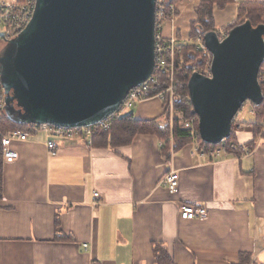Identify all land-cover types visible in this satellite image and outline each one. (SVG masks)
<instances>
[{"label": "crops", "instance_id": "0c3cea01", "mask_svg": "<svg viewBox=\"0 0 264 264\" xmlns=\"http://www.w3.org/2000/svg\"><path fill=\"white\" fill-rule=\"evenodd\" d=\"M203 1L179 0L163 37L189 44ZM239 2L214 9L219 35L247 3L264 5ZM166 109L151 99L132 113L136 121L163 122ZM242 110L233 131L249 153L220 160L193 156L191 140L176 149L173 137L166 142L156 134L127 145L98 135L91 145L59 141L55 155L43 133L14 143L19 158L3 161L0 264H157L155 248L174 264H239L242 256L264 264V128L252 110ZM170 171L179 173L173 196L160 185ZM183 206L205 208L208 218L183 220Z\"/></svg>", "mask_w": 264, "mask_h": 264}, {"label": "water", "instance_id": "95a60500", "mask_svg": "<svg viewBox=\"0 0 264 264\" xmlns=\"http://www.w3.org/2000/svg\"><path fill=\"white\" fill-rule=\"evenodd\" d=\"M157 0H37L31 23L0 53L7 116L17 124L85 128L113 115L155 68ZM3 36L0 34V38ZM211 77L188 81L204 144L229 140L245 104L264 95V24L204 34Z\"/></svg>", "mask_w": 264, "mask_h": 264}, {"label": "built area", "instance_id": "2783aa9c", "mask_svg": "<svg viewBox=\"0 0 264 264\" xmlns=\"http://www.w3.org/2000/svg\"><path fill=\"white\" fill-rule=\"evenodd\" d=\"M238 3L239 0H236ZM37 0H0V34L3 36L0 40L8 43L16 39L31 23L36 12ZM165 0H157L156 4V38H155V68L152 76L144 84L132 89L118 110L105 119L104 121L85 128H65L54 125H30L27 130H16L8 135L2 136L3 161L5 163H13L19 158V154L12 149V145L16 142H27L32 135L43 133L46 135L48 142L47 147L52 154H56L57 144L59 141H78L92 144V139L102 132H109L113 124L122 120L127 114L131 113L137 104L141 102L160 99L170 112V120L173 121L175 113V90H176V63L172 58L175 42L170 40L169 44L165 43L161 36L162 24L165 22L166 7ZM173 10V7H171ZM163 20V21H162ZM222 38V37H221ZM172 41V42H171ZM197 52H199L207 60L205 75L210 74L212 55L205 47L204 34L200 35L192 44ZM204 73V72H203ZM260 73L264 79V65ZM204 75V76H205ZM191 77V76H190ZM208 77V76H207ZM167 79L165 89L161 90L162 80ZM190 79V78H189ZM6 93L0 82V116L3 114L6 106ZM244 108V107H243ZM199 119L194 116L184 119L181 122L182 129L187 132L192 144V155L201 159L220 160L234 152L248 154L249 149L238 143L229 145L224 142L215 149H205L199 140ZM264 128V123H263ZM264 135V130H263ZM229 147V150H228ZM160 185L165 188L170 195H175L179 189V173L170 171L161 180ZM95 199L99 194L94 195ZM181 218L183 220H206L208 212L205 208H197L194 206H183L181 208ZM88 246L84 245L83 249L87 250Z\"/></svg>", "mask_w": 264, "mask_h": 264}, {"label": "trees", "instance_id": "16d2710c", "mask_svg": "<svg viewBox=\"0 0 264 264\" xmlns=\"http://www.w3.org/2000/svg\"><path fill=\"white\" fill-rule=\"evenodd\" d=\"M178 0H173L167 3L169 8L170 5L176 3ZM235 0H204L200 6H198L195 11L198 16V20L192 23V36L194 38L197 35L206 34L208 32L215 31V21H214V9L224 10L228 5L233 4ZM173 13V12H172ZM264 15V5L260 3H247L245 6L239 9L238 12V21L239 23H235L234 25L228 27L224 31L226 34L238 24L244 23L246 21H250L253 26H259L264 24L263 22ZM178 16L177 13L171 14L169 16L170 19ZM221 37V36H220ZM192 51L196 54L194 46ZM196 51V52H195ZM199 53V52H198ZM200 54V53H199ZM201 55V54H200ZM199 55V56H200ZM180 60L182 58V54L179 53L177 56ZM197 58V56L191 55V59ZM202 59V57H200ZM198 57L196 61L198 65H202V61ZM178 60V61H179ZM201 62H200V61ZM191 68L179 66V62L176 61V90H175V110L176 114L179 116L178 118L188 119L190 117H194L192 115L193 106L189 96L188 90V81L190 76L192 75ZM259 82L262 88V92L264 95V79L262 74H259ZM166 82L162 80L161 90L165 89ZM255 116L257 121H264V101L263 104L256 108ZM182 120H176L173 124L170 123V112L166 110L165 121L159 122L157 120L154 121H136L134 119L133 113L127 114L122 120L117 121L113 124L111 130L107 133L102 132L99 133L98 136L104 137V140H108L109 142L115 145H127L132 142L135 136L140 134H156L158 135L161 141H169V136H172L175 141L176 149L180 148L183 145L190 143V138L181 127ZM30 125L28 124H17L13 122L4 111L0 116V201L3 199V173H4V162H3V149H2V136L8 135L9 133L21 130L25 131L28 129ZM262 128L259 125H255V133L256 137L260 136L262 133ZM262 135V134H261ZM200 142H202L199 136ZM231 143H237L235 139V133L232 127V135L229 140L224 141V144L228 145ZM202 145L205 149H215L218 146H210L204 144ZM254 143L251 145L253 146ZM156 254V262L157 264H174L170 256L167 254L165 250L162 248H155L154 250ZM239 264H250V260L246 258V256H242Z\"/></svg>", "mask_w": 264, "mask_h": 264}, {"label": "rangeland", "instance_id": "374dc122", "mask_svg": "<svg viewBox=\"0 0 264 264\" xmlns=\"http://www.w3.org/2000/svg\"><path fill=\"white\" fill-rule=\"evenodd\" d=\"M166 1V3H169L170 1H172V0H165ZM179 1V0H178ZM177 1V2H178ZM176 2V3H177ZM176 3H174V4H172V5H170L169 6V8H168V6H166L167 8V10H166V15H167V18H166V20H165V22H163V24H162V30H161V36H162V38H163V40H165V43L166 44H169L170 43V40H172V41H174L175 42V48L176 49H174V54H173V56H172V58L174 59V61H175V63H176V61L177 62H179V66H182L183 65V67L185 66V67H190L191 68V71H192V73H194V72H198V73H200V74H202V75H205V72H207L206 71V62H207V60H206V58H204L202 55H200L198 52L195 54L194 53V51H192V49H193V47H191V46H193L192 44L195 42V40L200 36V35H197V37L196 38H194L193 36H192V33L190 34V40H189V44H187V45H183V46H181L180 45V37H173V38H171V39H169V40H167V39H165L164 37H163V32H164V29H165V27H166V24H167V22H169L170 20H172V19H174L175 17H173L172 19H170L169 18V16L171 15V14H175V13H177V15H179V13L176 11V7H175V4ZM234 3H237L236 2V0H235V2ZM255 3V2H254ZM238 4H240V5H242L240 2H238ZM263 5V4H262ZM171 7H173V10L171 9ZM173 12V13H172ZM177 17V16H176ZM163 21V20H162ZM214 21H215V19H214ZM194 23V22H193ZM237 23H239V21L237 22ZM239 25V24H238ZM192 26V25H191ZM230 27V26H229ZM227 29V28H226ZM191 32H192V30H191ZM220 36L222 37V38H224L225 36H226V32L224 31V32H222V34H220ZM171 41V42H172ZM5 46H6V43H4V41L3 40H0V53L2 52V50L5 48ZM192 48V49H191ZM196 50V49H195ZM197 51V50H196ZM195 51V52H196ZM179 53H181L182 54V58H180V60H179V58L177 57L178 56V54ZM191 55H193V56H197V58L195 57L194 59H191ZM200 55V56H199ZM198 57L200 58V57H202V59L200 58V60L202 61V65H198L197 64V60H198ZM179 60V61H178ZM199 60V61H200ZM200 61V62H201ZM204 72V73H203ZM206 76V75H205ZM208 77H210V74H208L207 75ZM161 80H163V81H165L166 82V84H165V86H167V84H169L170 85V82L169 81H167V79H165V78H161ZM160 102H163V101H161L160 99H158ZM138 105V104H137ZM136 105V106H137ZM245 108V109H244ZM244 110H242V111H244V113L245 112H247V111H253L254 113L256 112V107H254L251 103H247V104H245V106H244ZM136 109V107L133 109V111ZM167 110V109H166ZM175 113H176V111H175ZM179 116L177 115V114H175L174 115V119H173V121L172 120H170V123L171 124H173L172 125V127H174V122L176 121V120H183V118L181 119V118H178ZM238 118V116L236 117V119ZM252 118V115H247L246 117H245V120L246 121H248V120H250ZM235 119V120H236ZM239 122H237V121H235V124L233 125V126H236L237 124H238ZM262 124H263V121H262ZM172 136H169V140L170 139H172L171 138ZM168 142V141H167ZM173 142H174V144H175V141H174V138H173ZM232 144V143H231ZM229 145V144H228ZM228 150H229V147H228ZM234 154H241V152H234Z\"/></svg>", "mask_w": 264, "mask_h": 264}]
</instances>
